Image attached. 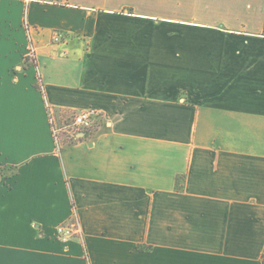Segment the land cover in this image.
<instances>
[{
	"label": "crops",
	"instance_id": "crops-1",
	"mask_svg": "<svg viewBox=\"0 0 264 264\" xmlns=\"http://www.w3.org/2000/svg\"><path fill=\"white\" fill-rule=\"evenodd\" d=\"M0 264H264V0H0Z\"/></svg>",
	"mask_w": 264,
	"mask_h": 264
},
{
	"label": "built area",
	"instance_id": "built-area-1",
	"mask_svg": "<svg viewBox=\"0 0 264 264\" xmlns=\"http://www.w3.org/2000/svg\"><path fill=\"white\" fill-rule=\"evenodd\" d=\"M27 39L29 42V49L26 56L27 61L34 63L37 55V45L34 38V28L28 23L25 24ZM65 33L62 31H55L53 33L52 42L60 44L65 40ZM38 86L44 91V85L41 78L37 77ZM47 114L51 126L52 137L55 145V152L61 154L63 149L71 144L81 140V133L92 134L95 132L103 119V112L95 108H89L82 111L73 112L65 118H58L54 109L47 105ZM59 238L63 242H68L77 237L80 232V224L76 211H73L71 221L62 224L57 228Z\"/></svg>",
	"mask_w": 264,
	"mask_h": 264
},
{
	"label": "trees",
	"instance_id": "trees-1",
	"mask_svg": "<svg viewBox=\"0 0 264 264\" xmlns=\"http://www.w3.org/2000/svg\"><path fill=\"white\" fill-rule=\"evenodd\" d=\"M39 87V86H38ZM40 88V87H39Z\"/></svg>",
	"mask_w": 264,
	"mask_h": 264
}]
</instances>
